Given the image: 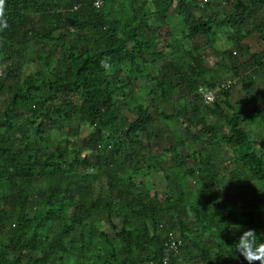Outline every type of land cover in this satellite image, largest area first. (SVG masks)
Returning <instances> with one entry per match:
<instances>
[{
    "label": "trees",
    "instance_id": "16d2710c",
    "mask_svg": "<svg viewBox=\"0 0 264 264\" xmlns=\"http://www.w3.org/2000/svg\"><path fill=\"white\" fill-rule=\"evenodd\" d=\"M220 1L225 11L198 17L189 7L208 3L0 0V264H247L233 255L231 229L264 230V90L259 103L251 98L253 79L240 77L216 35L264 76V52L244 44L254 33L264 41L251 21L264 0ZM171 10L185 24L181 38ZM227 74L242 80L247 112L230 103ZM201 89L215 93L212 103ZM156 121L189 139L136 150L140 137L160 136L149 133ZM247 125L259 129L256 141ZM81 126L90 129L82 140ZM214 145L230 152L225 173ZM158 169L165 187L136 184Z\"/></svg>",
    "mask_w": 264,
    "mask_h": 264
},
{
    "label": "rangeland",
    "instance_id": "374dc122",
    "mask_svg": "<svg viewBox=\"0 0 264 264\" xmlns=\"http://www.w3.org/2000/svg\"><path fill=\"white\" fill-rule=\"evenodd\" d=\"M121 2L122 0H118ZM202 4L205 2L200 0ZM210 9L205 11V9H202L201 11H198L193 5L189 7L190 14H195L198 17H204L206 12H217V11H225L226 5L222 4L220 0H207V2ZM170 28L172 30V33L175 37L179 38L180 34L185 31V24L181 18H179L176 15V10L170 11ZM251 21H253L256 24L261 25L264 28V7H258L254 12H252ZM71 32L73 33L74 38L83 36L84 32L70 28ZM249 30V29H248ZM264 30V29H263ZM264 34V31H263ZM181 38V37H180ZM244 44L248 46L250 49V53H261L264 52V41L260 38L259 34L254 33L251 36L247 37L244 41ZM216 48L220 51H229L232 54V65L239 70L240 77L247 78L251 77L253 80L248 83L250 87V93L251 98L257 103H259V97L262 94L264 90V76L261 71H259L253 63L249 62L246 58L242 57L240 55V51L237 50V48L228 43L226 41L225 35L223 31L219 30L216 35ZM227 61V60H226ZM207 64L209 67L214 66L215 61L211 58H207ZM151 76H157L159 74L158 68L151 67ZM221 83L227 84L232 87L231 95H230V103L232 105L239 104L243 111H248L249 109L245 106V95L242 91V80L240 78H234L231 74H227L223 76L220 80ZM142 81L139 80L135 85H133L130 88V91H133L135 93V97H139L141 93L139 92L142 86ZM177 98H180L182 103H189L192 99V95L188 93V91H183L180 93ZM184 99L185 101L183 102ZM224 108V107H223ZM123 113L126 117L129 119H133L131 115L128 114V112L123 109ZM216 119H210L208 121L209 124L216 123ZM78 124L74 121L71 125L72 127H76ZM254 130L251 128V126H243L246 130H253L254 134H252V138L256 141L258 134L260 133L259 129L253 125L252 126ZM80 140L85 138L89 132L90 129L86 126L80 127ZM67 131V128L64 130V132ZM149 133L152 135H160L157 136V138L148 140L145 136H142L138 139V141L135 144V149H152L154 153H161L163 152L166 147L167 143L166 140H170L172 143L174 139L177 137H185V139H189L187 136L184 135V131L182 130V127L180 129H177V127H173L172 124L156 121L149 130ZM213 150L217 151L220 155V161L217 164V171L221 173H225L229 166L230 161V152L226 147H220L219 145H214ZM167 159V158H166ZM163 165V164H162ZM164 167L168 166L167 160L164 162ZM140 183L147 184L149 186H155L163 188L166 186V182L163 179V171L158 169L156 173L151 174L148 178H139L136 180V184L139 185ZM231 196L235 197V193H232ZM33 213L30 211L28 213L29 217H32ZM117 227H119V221L114 222ZM188 223L192 224L194 223V217L192 215H188ZM102 231L106 232L107 234H112V231L109 230V228L105 225L102 226ZM241 229L238 230V227H234L231 229V233L235 236H239L241 233ZM11 258V257H10Z\"/></svg>",
    "mask_w": 264,
    "mask_h": 264
},
{
    "label": "clouds",
    "instance_id": "9594fccd",
    "mask_svg": "<svg viewBox=\"0 0 264 264\" xmlns=\"http://www.w3.org/2000/svg\"><path fill=\"white\" fill-rule=\"evenodd\" d=\"M204 2L206 3L207 1ZM101 63L105 68L110 67L107 61H102ZM239 229L243 230L238 236L236 250L233 255L237 259L243 258V261H246L247 264H253L255 261H258L259 264H264V230L251 227L244 228L243 225H238Z\"/></svg>",
    "mask_w": 264,
    "mask_h": 264
},
{
    "label": "built area",
    "instance_id": "2783aa9c",
    "mask_svg": "<svg viewBox=\"0 0 264 264\" xmlns=\"http://www.w3.org/2000/svg\"><path fill=\"white\" fill-rule=\"evenodd\" d=\"M203 1H207V0H203ZM103 5V0H94V3H93V7L96 8V9H100ZM201 94H202V99H203V102L204 104H210L214 101L215 97H214V92L213 91H206V90H200ZM175 248V245L174 243L171 244V247L170 249H174ZM167 261V258L164 259V262Z\"/></svg>",
    "mask_w": 264,
    "mask_h": 264
}]
</instances>
